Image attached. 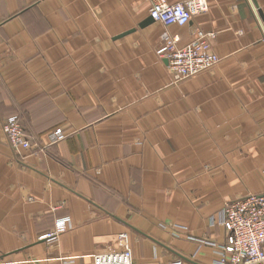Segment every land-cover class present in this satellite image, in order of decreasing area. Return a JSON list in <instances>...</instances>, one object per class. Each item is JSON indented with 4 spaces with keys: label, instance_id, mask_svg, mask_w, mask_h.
I'll return each mask as SVG.
<instances>
[{
    "label": "crops",
    "instance_id": "1",
    "mask_svg": "<svg viewBox=\"0 0 264 264\" xmlns=\"http://www.w3.org/2000/svg\"><path fill=\"white\" fill-rule=\"evenodd\" d=\"M206 1L139 26L147 0H0V264H92L121 234L132 264H213L223 205L264 190V0ZM163 32H214L219 62L173 83Z\"/></svg>",
    "mask_w": 264,
    "mask_h": 264
},
{
    "label": "built area",
    "instance_id": "2",
    "mask_svg": "<svg viewBox=\"0 0 264 264\" xmlns=\"http://www.w3.org/2000/svg\"><path fill=\"white\" fill-rule=\"evenodd\" d=\"M147 1L148 16L163 26H183L191 16L206 12L208 8L206 0H184L176 3L167 0ZM214 37V32H198L192 41L178 46L177 39L167 32L161 34L156 54L166 61V69L174 83L209 71L219 62L211 49L210 40ZM1 128L5 141L11 147H31L16 116L7 117ZM55 137L53 135L52 139ZM221 225L225 231V240L217 247L213 264H264V190L259 194L246 193L226 202L221 210ZM68 228L69 218H58L48 236H56ZM169 228L173 236L185 234L191 238L186 228L181 225L172 224ZM120 238L121 245L118 249L95 253L92 264H132L127 235L121 234ZM207 244L214 246L210 242ZM171 264H182V261L176 259Z\"/></svg>",
    "mask_w": 264,
    "mask_h": 264
},
{
    "label": "water",
    "instance_id": "3",
    "mask_svg": "<svg viewBox=\"0 0 264 264\" xmlns=\"http://www.w3.org/2000/svg\"><path fill=\"white\" fill-rule=\"evenodd\" d=\"M250 1H251V3L253 4V6L256 7V2H255V0H250ZM257 12H258V14H259L260 19L263 20V16H262L261 11L258 10ZM150 21H153V19H152L151 17H149L145 22L141 23L139 26H143V25H145L147 22H150Z\"/></svg>",
    "mask_w": 264,
    "mask_h": 264
},
{
    "label": "rangeland",
    "instance_id": "4",
    "mask_svg": "<svg viewBox=\"0 0 264 264\" xmlns=\"http://www.w3.org/2000/svg\"><path fill=\"white\" fill-rule=\"evenodd\" d=\"M170 74V73H169ZM170 76H171V74H170ZM173 82V81H172ZM174 83V82H173ZM178 83V82H177ZM60 137H61V135L57 138V140H59L60 139ZM208 166L206 165V166H204V168H205V170H206V168H207ZM162 223H165V222H161L160 224H162ZM162 225H164V224H162Z\"/></svg>",
    "mask_w": 264,
    "mask_h": 264
}]
</instances>
